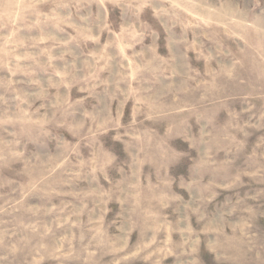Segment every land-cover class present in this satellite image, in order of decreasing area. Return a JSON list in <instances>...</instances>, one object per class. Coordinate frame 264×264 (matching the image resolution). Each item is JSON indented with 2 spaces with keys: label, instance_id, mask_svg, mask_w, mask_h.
Wrapping results in <instances>:
<instances>
[{
  "label": "clouds",
  "instance_id": "obj_1",
  "mask_svg": "<svg viewBox=\"0 0 264 264\" xmlns=\"http://www.w3.org/2000/svg\"><path fill=\"white\" fill-rule=\"evenodd\" d=\"M0 264H264V0H0Z\"/></svg>",
  "mask_w": 264,
  "mask_h": 264
}]
</instances>
